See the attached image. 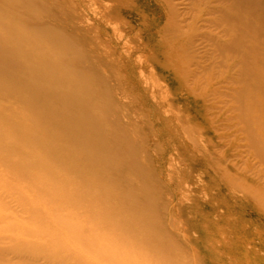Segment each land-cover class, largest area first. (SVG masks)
Wrapping results in <instances>:
<instances>
[{
	"label": "rangeland",
	"instance_id": "374dc122",
	"mask_svg": "<svg viewBox=\"0 0 264 264\" xmlns=\"http://www.w3.org/2000/svg\"><path fill=\"white\" fill-rule=\"evenodd\" d=\"M100 1L37 0L32 8L48 10L39 21L60 29L56 44L67 55L54 57L67 56L86 70L93 65L95 72L85 74L84 81L92 82L85 84L94 93L86 97L92 105L87 112L97 127L84 139L55 132L51 120L38 130L41 122L23 116L29 99L0 94V264H264V217L261 222L251 212H264V204L247 192L264 190V179L252 176L245 161L259 163L239 137H226L214 117L217 100L206 96V76L217 83L226 67L203 75L200 84L207 86L197 90L201 103L193 109L186 113L174 103L168 106L160 98V74L139 66L135 54L128 59L132 65L124 67L125 40L111 31L110 41L90 38L88 16ZM154 2L147 5L149 17L152 7L160 9ZM159 13L170 31L171 20ZM186 35L198 43L194 34ZM90 44L107 53V64ZM191 87L184 89L187 95ZM15 137L21 139L16 144ZM102 147L114 159L99 158ZM261 235L262 244L250 243Z\"/></svg>",
	"mask_w": 264,
	"mask_h": 264
},
{
	"label": "bare ground",
	"instance_id": "6f19581e",
	"mask_svg": "<svg viewBox=\"0 0 264 264\" xmlns=\"http://www.w3.org/2000/svg\"><path fill=\"white\" fill-rule=\"evenodd\" d=\"M151 1L101 0L97 12L93 10L88 16L90 38H107L110 41L111 31L122 42L125 40L122 43V53L126 52L123 59V64H126L124 67L132 65L128 59L135 54L137 58L135 62L139 66H145L152 73L160 74L162 83H158L163 87L162 94L160 93L162 101L168 106L174 103L177 110L186 113L201 103L198 102L201 95H198L197 90L199 88L202 90V84L207 86L206 81L200 84L205 77L203 75L209 71L218 73L216 69L224 64L226 71L224 75L222 73L216 77L217 83H213L212 76H206L210 83V91L206 96L217 100L212 106L216 111L214 117L218 121L216 123L220 124L221 130L227 134L226 137L230 135L232 139L233 135L239 137L238 140L242 143L240 145L257 159L253 162L258 161L259 167L246 159V170L253 171L252 176L255 178L264 179V0H154L159 3L156 2L161 10L152 7V15L149 17L147 5ZM35 2L37 0H0V81L4 83L0 87V94L9 96L19 93L22 98L20 100L29 99L24 101L29 102L27 103L29 109L23 116L29 117L30 121L37 119L41 122L38 130L45 127L42 123L51 120L55 132L67 131L72 139H84L94 129L92 127H97V122L92 121L96 117L91 115V112H87L88 107L92 105L88 103L86 97H92L91 93H93L87 87L92 82L84 81L86 78L84 76L95 72L94 67L89 64L86 70L76 65L70 58H66L67 56L64 59L62 56L63 60L54 57V53L59 56L66 54L65 49H61L56 44L61 37L57 34L61 33L60 29L56 25L43 24L39 21L40 15H49L46 14L49 11L37 7L36 11L32 12ZM189 9L197 13L190 16L187 11ZM159 12L171 20L170 31L156 15ZM148 18L150 20H145ZM111 19L114 21L111 22ZM188 32L194 34L200 41L197 40L198 43L195 44L191 35H186ZM90 45L91 51L96 56L102 57L105 64L107 53L100 51L93 46L94 44ZM85 84L88 86L85 87ZM220 84L224 85L225 91H222ZM188 85H192L189 89L190 95L184 90ZM31 99L37 100L38 103L31 104ZM57 103L59 105L54 106ZM49 105L53 106L50 110L47 107ZM24 119V117L20 118V120ZM181 128L183 129L182 126ZM188 130L190 131V128ZM199 133H202L201 130ZM221 138L223 139L222 135ZM15 140H18L14 141L16 144L21 139L15 137ZM89 142L91 143V139ZM87 144L90 145L88 142ZM203 148L207 151V148ZM220 148L221 146L218 148L219 151ZM219 151L218 155H220ZM241 152L239 157L245 160L241 156L244 151ZM77 153L72 152V156H76ZM100 154L102 156L98 157L101 159H114L110 156L109 149L103 148ZM233 157L232 155L231 158ZM232 165L236 168V163ZM235 178L238 179L237 176ZM227 181L230 182L228 178ZM248 185L252 186L249 183ZM251 190L247 191L251 197L253 196L260 205L264 204V190H261L263 193L259 191L262 195L254 194ZM251 212L256 213L263 222V210L255 209ZM261 231L263 235L264 228ZM262 235L252 239L250 243L256 240L255 245L262 244ZM84 239L87 238L83 237V242ZM1 252L0 250V255ZM258 254L260 255V250Z\"/></svg>",
	"mask_w": 264,
	"mask_h": 264
}]
</instances>
